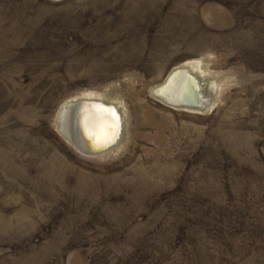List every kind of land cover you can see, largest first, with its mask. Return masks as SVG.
<instances>
[{"label":"rangeland","instance_id":"rangeland-1","mask_svg":"<svg viewBox=\"0 0 264 264\" xmlns=\"http://www.w3.org/2000/svg\"><path fill=\"white\" fill-rule=\"evenodd\" d=\"M186 61L208 113L151 94ZM91 92L126 127L87 156ZM0 264H264V0H0Z\"/></svg>","mask_w":264,"mask_h":264},{"label":"bare ground","instance_id":"bare-ground-1","mask_svg":"<svg viewBox=\"0 0 264 264\" xmlns=\"http://www.w3.org/2000/svg\"><path fill=\"white\" fill-rule=\"evenodd\" d=\"M206 76L207 74L202 71L199 61H186L183 64L173 68L163 83L152 88L151 94L159 102L176 109L178 108L192 113H208L212 110L214 101L211 98V92L208 90L210 88L205 83L207 80ZM193 79L197 83L199 94L204 99V102H200V104L194 103L195 91L193 87ZM91 93L69 99L60 107L61 111L59 110V115L61 114V116L59 117L58 115L55 121L57 130L58 122H60L59 130L65 131L69 138H74L72 116L73 111L62 110L64 106L68 105L71 101H76L79 99H93L99 100L105 104H112L116 108L120 117L124 119L125 114L123 106L114 103L112 100L110 101L105 94H101V96L97 97L93 96L94 93ZM193 103L195 106H191ZM123 126L124 129L119 142L110 150L118 147L123 142V133H125L124 131L126 127L125 121ZM80 127L82 129V136H88L89 138L91 137L93 145L98 146L114 137L113 121L108 115L104 114V112H97V110L87 112L81 118Z\"/></svg>","mask_w":264,"mask_h":264},{"label":"water","instance_id":"water-1","mask_svg":"<svg viewBox=\"0 0 264 264\" xmlns=\"http://www.w3.org/2000/svg\"><path fill=\"white\" fill-rule=\"evenodd\" d=\"M193 87L195 91V98L194 103L200 104V102H204V99L198 92L197 83L193 79ZM196 85V86H195ZM194 103L191 106H195ZM97 106H101L105 109H111V113L104 112V114L108 115L111 120L113 121L114 125V137L109 141L102 143L100 145H93L91 137L82 136L80 121L84 114L87 112H91L96 110ZM71 110L73 111V137L69 138L65 131L59 130L60 122H58V133L66 140L72 147H74L78 152L87 156H94L105 153L109 151L111 148L117 145L119 142L123 129H124V119L120 117L119 113L117 112L116 108L112 104H105L99 100L93 99H79L76 101H71L68 105L64 106L62 111ZM61 111V110H60ZM58 111V115L60 113ZM61 114L59 115V117Z\"/></svg>","mask_w":264,"mask_h":264},{"label":"snow or ice","instance_id":"snow-or-ice-1","mask_svg":"<svg viewBox=\"0 0 264 264\" xmlns=\"http://www.w3.org/2000/svg\"><path fill=\"white\" fill-rule=\"evenodd\" d=\"M96 110H97V112H109V113H111V109H105L101 106H97Z\"/></svg>","mask_w":264,"mask_h":264}]
</instances>
